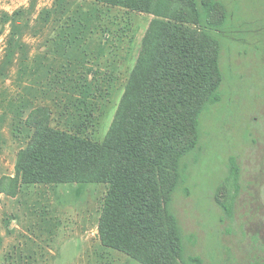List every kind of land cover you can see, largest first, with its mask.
I'll return each mask as SVG.
<instances>
[{
    "label": "rangeland",
    "instance_id": "obj_1",
    "mask_svg": "<svg viewBox=\"0 0 264 264\" xmlns=\"http://www.w3.org/2000/svg\"><path fill=\"white\" fill-rule=\"evenodd\" d=\"M165 13L95 0H0V264H183L161 198L174 171L154 150L141 172L144 223L129 253L102 242L103 214L115 212L106 205V172L97 181L24 178L42 131L78 130L102 145L127 93L123 129L133 130L150 84L130 82L142 55H152L145 39L153 21L152 37L161 32L163 40L151 75L169 71L163 62L174 60L178 42L189 50L202 38L188 0H169ZM212 19L220 45L202 55L206 80L199 88L189 80L202 57L184 55L178 94L164 103L182 123L176 145L192 148L170 207L186 253L203 264H264V0H216ZM217 82L221 98L210 103ZM200 95L196 132L188 117ZM232 155L240 191L229 218L219 201L228 198ZM116 163L115 155L108 171Z\"/></svg>",
    "mask_w": 264,
    "mask_h": 264
},
{
    "label": "trees",
    "instance_id": "obj_2",
    "mask_svg": "<svg viewBox=\"0 0 264 264\" xmlns=\"http://www.w3.org/2000/svg\"><path fill=\"white\" fill-rule=\"evenodd\" d=\"M95 1L127 8L144 9L157 16H166L165 12L169 10V0ZM188 3L194 23L201 30L202 38L196 39L189 50L186 44L180 47L178 42V48L172 54L174 60L171 57V60L163 62L169 71L162 75H151V72L156 68L157 54L161 51L160 44L163 40L161 32L152 37V27L156 20L153 21L151 30L147 34V42L145 39V53L152 46V55H142L130 82L131 89L140 83L150 84V91L147 90L145 93L144 108L142 112L136 114V125L133 130L130 132L123 129L126 111H128L127 104L130 100L127 93L102 145L93 142L78 130L48 129L42 131L37 137L39 147L30 156L35 169L26 167L24 178L27 182L97 181L106 172L111 184L106 205L110 211L115 208V212L103 214L100 230L102 242L106 246L129 253L132 251L133 241L137 239L138 232L144 223L142 217H144L145 211L141 205L144 199L139 194L141 193L140 187H144L145 180L141 176V172L148 152L150 149L154 150L158 164L162 168L173 170L175 175L174 178L170 177L161 183V198L165 204L164 209L169 220V231L174 249L183 264H203L202 257L186 253L182 232L170 207L175 188L186 182L188 163L184 159L189 149L192 148H190L191 146L179 147L176 145L175 136L183 134L182 123H178L180 119L171 115L164 108V103L172 101L178 94L175 85L178 83L179 66L183 64L184 55L202 57V60L194 63L193 75L189 77V80L195 85L198 84L199 88L207 76L202 55L208 54L210 44H219L216 35L218 25L212 19L216 0H188ZM186 48L189 54H187ZM182 49L183 51H181ZM215 65H217L216 60ZM175 70L178 71V75ZM149 76L154 77L152 82ZM220 98L221 91L219 82H217L210 90L208 101L216 103ZM202 100L203 97L200 95L195 101L199 106L188 117L196 132L200 123ZM171 125L173 130L167 127ZM115 155L117 156L116 166L112 167V171H108ZM225 183L229 190L228 198L226 202L219 201V203L227 217L232 218L234 202L240 191V167L234 155L229 158V173ZM184 189L188 191L186 186ZM116 193L118 197H116ZM128 231L132 232L128 233Z\"/></svg>",
    "mask_w": 264,
    "mask_h": 264
}]
</instances>
